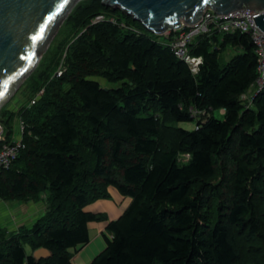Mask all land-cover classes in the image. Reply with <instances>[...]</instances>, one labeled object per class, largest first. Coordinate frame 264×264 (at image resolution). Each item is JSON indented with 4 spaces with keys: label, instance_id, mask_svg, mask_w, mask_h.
Returning a JSON list of instances; mask_svg holds the SVG:
<instances>
[{
    "label": "trees",
    "instance_id": "trees-1",
    "mask_svg": "<svg viewBox=\"0 0 264 264\" xmlns=\"http://www.w3.org/2000/svg\"><path fill=\"white\" fill-rule=\"evenodd\" d=\"M99 15L117 23L93 24ZM65 26L54 67L26 81V104L0 114V149L15 141V119L26 125L24 149L0 170V200L47 204L32 227L0 229V264H73L88 223L107 221L84 208L110 199V187L132 203L91 264H264V88L242 101L258 78L251 37H198L195 75L173 37L103 0L79 3ZM229 47L240 52L222 64ZM194 121L193 131L178 126ZM27 246L52 256L36 260Z\"/></svg>",
    "mask_w": 264,
    "mask_h": 264
},
{
    "label": "water",
    "instance_id": "water-1",
    "mask_svg": "<svg viewBox=\"0 0 264 264\" xmlns=\"http://www.w3.org/2000/svg\"><path fill=\"white\" fill-rule=\"evenodd\" d=\"M84 0H0V112L25 83V74L37 67L39 50L48 33L68 18ZM119 9L145 30L164 35L184 24H194L210 7L217 16L252 8L264 9V0H103ZM264 32V14L254 18ZM4 127L0 121V138ZM45 248L34 254L36 260L50 258Z\"/></svg>",
    "mask_w": 264,
    "mask_h": 264
},
{
    "label": "built area",
    "instance_id": "built-area-1",
    "mask_svg": "<svg viewBox=\"0 0 264 264\" xmlns=\"http://www.w3.org/2000/svg\"><path fill=\"white\" fill-rule=\"evenodd\" d=\"M264 14V9L257 11L252 8H244L229 14V16H217V14L207 7L201 18L194 24H184L177 29H172L164 33L167 38H172L170 47L175 55L185 61L191 68L193 74L197 75L204 63L202 57L191 55L190 47L200 36H210L214 33L233 34L241 32L247 34L256 46V53L259 57L258 78L251 89L242 96V101L251 102L252 99L264 88V32L257 26L254 18ZM109 20L117 23L114 18L107 19L104 15H99L93 20V24ZM122 28L127 26L122 23ZM65 73L64 61H62L55 76L62 77ZM36 100L31 102L34 105ZM26 125L20 119V128L12 144H6L0 149V170L9 169L17 159L21 150L24 149L23 135ZM2 138V137H1ZM0 138V140H1Z\"/></svg>",
    "mask_w": 264,
    "mask_h": 264
},
{
    "label": "crops",
    "instance_id": "crops-1",
    "mask_svg": "<svg viewBox=\"0 0 264 264\" xmlns=\"http://www.w3.org/2000/svg\"><path fill=\"white\" fill-rule=\"evenodd\" d=\"M237 51H240V49H237ZM219 112L223 116L225 115L224 110H220ZM17 119L20 122V118L18 117ZM109 193L111 195L110 199L98 200L84 208V212L86 213L106 216L107 221L88 223L90 242L86 246L79 247L74 253L73 264H91L105 250L107 246L106 237L111 238V235L106 230L108 224L120 219L132 203L131 198L122 196L113 187L109 188ZM46 209V197L39 202L29 203L0 200V229L18 232L23 227L30 228L44 216ZM26 251L29 255L35 254L28 246L26 247Z\"/></svg>",
    "mask_w": 264,
    "mask_h": 264
},
{
    "label": "rangeland",
    "instance_id": "rangeland-1",
    "mask_svg": "<svg viewBox=\"0 0 264 264\" xmlns=\"http://www.w3.org/2000/svg\"><path fill=\"white\" fill-rule=\"evenodd\" d=\"M81 2H79V3H81ZM75 7H74V9H75ZM69 16H68V18H69ZM68 18L60 25V27H57L55 29V31L51 30V33H48L45 36V38L42 41V44L40 46V50H39L40 61L37 65V67H32L30 70L27 71V73L25 74V79H26L25 83L31 76L35 75V77H37L43 70L48 69L50 67L51 68L54 67V61L56 59L60 58L61 43H63L65 40H67V37L70 34H72L71 29L69 27L65 26V22L68 20ZM150 34L155 35L153 33H150ZM155 36H157L159 39H162L163 41L168 40V38L165 35H155ZM239 52L240 51H237L233 47L227 48L221 54V63L222 64L228 63L234 56L239 54ZM101 82L103 84H106L105 81H101ZM25 83L16 92L15 96H13L11 98V100L8 101L2 107L1 111L3 109L7 108L10 111L16 112L23 104L27 103V100L30 97V90H31L30 87L32 86V84L28 83L26 86ZM25 86H26V88H24ZM0 114H1V112H0ZM215 117L217 119H220V120L224 119V116L219 111L215 112ZM196 123H197L196 121L191 122V123H181V124H178V126L183 128V129L193 131L196 128ZM19 128H20L19 119H15V121H14V132H15V134H16V132L18 133ZM181 159L183 162H188L190 157H189V155H185ZM28 251L30 252V250H28Z\"/></svg>",
    "mask_w": 264,
    "mask_h": 264
}]
</instances>
